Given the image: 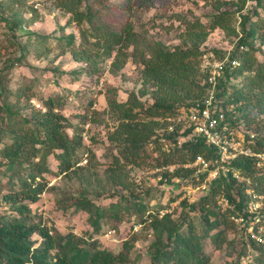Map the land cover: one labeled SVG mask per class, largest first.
<instances>
[{"label":"trees","instance_id":"1","mask_svg":"<svg viewBox=\"0 0 264 264\" xmlns=\"http://www.w3.org/2000/svg\"><path fill=\"white\" fill-rule=\"evenodd\" d=\"M14 1L16 0H10L11 3ZM46 1L56 11L66 14L67 25L77 27L80 32L79 40L76 36L69 35L66 45H61V53L71 54L76 62L91 64L95 68L98 66L95 64L97 60L105 56L112 57L116 53L111 69V73L115 74L124 67L120 56H126V51L136 43L134 26L131 23L134 9L150 6L146 2L135 6V2L139 0H125L117 8L126 17L123 22L113 26L98 21L106 0ZM201 1L214 3L217 9L227 2ZM263 1L259 0L251 12L247 11V15L241 13L247 0L235 2L241 18L240 33L231 25L235 13H217L211 17L208 25L199 19L190 21L177 15L181 24H184L182 36L185 44L190 42L193 45L161 51L157 56L141 61L143 86L151 89L150 93L145 90L142 96H150L153 104L146 107L134 95L126 103L106 97L109 112L118 122L116 129L107 133V140L117 148L113 157L114 166L110 167L113 168L110 169L114 178L112 183L130 192V202L134 203L135 210L133 215L137 217L140 225H148L159 237L166 233V242L160 240L155 245L152 264H209L202 240L209 238L216 250L222 249L226 242V231L234 228L231 216L235 211L243 212L251 203L252 196L246 193L248 186L238 182L232 174L227 177L221 175L210 183L206 197L198 201L199 203L183 201L180 204L182 210L189 208L201 213L202 234L200 235L193 222H189L187 232H183L184 225L173 223L170 215L165 214L160 218L159 215L148 214V204H143L148 193L135 195L127 183L129 173L126 171L123 177V169L128 166L140 168L149 158L152 159L151 171H154L182 165L196 154L207 153L208 150L202 143L187 142L167 154L161 150L156 136L157 131L163 128L164 119L175 116L182 109L203 101L209 95V87L205 83L206 75H203L201 82L197 77L198 69L193 63L204 55L200 47L217 30L240 38L235 43L234 53L230 58L239 65L226 71L228 81L222 82L218 87L220 91L216 95V105L225 112L234 127L243 121V125L254 131L255 149L264 151V62L257 58V53L264 46ZM94 5L100 6V9L95 10ZM256 41L259 45H256ZM46 50L49 52L50 48L47 47ZM12 69L10 66L5 67L4 71L0 70V196L3 204L8 206V211L0 215V264H126L128 259L125 253L114 255L103 249L97 240L89 241L73 232L59 233L43 221L42 215L33 210V205L39 202L47 189L43 176L53 173L48 164L50 158L56 161L57 176L78 178L87 187L93 179L94 176L83 175L86 169L81 166V156L91 154L83 139L87 132L86 126L93 123L94 101L86 103L83 97V107L79 105L74 108L72 105L78 112L71 114V119L64 113L69 99L56 95L45 96L42 93L37 95L35 88L41 86V83L36 78L18 81L17 88H10L9 82L13 76L9 72ZM231 79L237 84L228 88L232 85ZM71 92H75L74 101L79 93ZM35 100L37 104L33 103ZM177 137L178 135L172 136L170 139L175 140ZM90 139L94 140V137ZM150 147L152 151L147 153ZM91 156L94 157L93 154ZM234 170L251 180L253 194L264 196V168H258L253 160H241L234 164ZM113 172L118 173L114 176ZM192 176L191 171L178 168L165 175L164 179L172 184L174 179L188 178L193 182L190 185L197 187L207 177L206 174L198 179ZM186 181L188 183L187 179ZM185 184L182 186H186ZM136 187L142 189L143 193L144 186L137 182ZM180 195L172 196L171 200L175 202ZM222 197L230 199L235 211L218 210L217 200ZM59 202L67 210L72 207L75 212L86 213L91 227L97 233L101 231L103 212L92 201L76 197L72 201ZM168 205L171 206L170 203ZM116 210L113 217L119 220L120 210ZM261 229L264 231V219L256 223L254 234H247L246 241L258 253L259 258L255 256V260L263 264L264 242L260 243L256 238L258 236L264 240V233L259 234Z\"/></svg>","mask_w":264,"mask_h":264},{"label":"rangeland","instance_id":"2","mask_svg":"<svg viewBox=\"0 0 264 264\" xmlns=\"http://www.w3.org/2000/svg\"><path fill=\"white\" fill-rule=\"evenodd\" d=\"M226 1L228 3L224 2L225 4L220 9H217L214 3H205L201 0L136 1L135 6L140 2L150 3V6L134 9L131 23L134 26L136 43L126 51V56H120L124 67L115 74L111 73V69H113L112 63L115 61L116 53L112 57L105 56L97 60L96 68L91 64L76 62L71 54L61 53V45L63 47L66 45L69 35H74L78 39L80 32L77 27L67 25L66 14L56 11L50 2L16 0L11 3L10 0H0V70L4 71L5 67L10 66L13 68L9 72L13 76L9 82L10 88H17L21 80L36 78L41 83V86L35 88L37 95L42 93L45 96L56 95L69 99V105L64 113L71 119H73L71 114L75 115L78 112L74 108L79 105L84 106L82 104L84 98L86 103L94 101L93 123L86 126L85 132H87L84 133L83 139L94 157L91 154L81 156V166L86 169L83 175L88 174L94 177L87 187L86 184L80 183L78 178L57 176L56 161L53 158L48 160L53 173L43 176L47 189L41 195L39 202L33 205V210L42 215L43 221L48 226L54 227L62 234L73 232L89 241L97 240L103 249H107L114 255L125 253L128 259L126 264H152L155 245L160 240L166 242V233L159 237L158 233L148 225H140L137 217L133 215L135 210L134 203L130 202V192L112 183L114 178L111 176L110 169L113 168L110 167L114 166L112 165L113 157L117 153V148L107 140V133L113 132L118 122L109 112L106 97L116 99L119 103H126L134 95L139 97L146 107L152 105L153 101L150 96H142L145 90L150 93L151 89L143 86L141 61L151 59L161 51L193 45L190 42L185 44L182 36L184 24H181L177 15L190 21L199 19L208 25L211 17L217 13H235L231 25L240 33V12L235 4L238 0ZM258 1L247 0L245 9L241 13L247 15V11L251 12L257 6ZM124 2L125 0H106L102 5L103 9L99 15L101 18H98V21L113 26L123 22L126 16L117 7ZM262 5L264 6V1ZM93 8L99 10L100 6L94 5ZM239 38L230 36L223 30H217L208 37L200 47L204 55L193 63L198 69L197 77L201 82H203L205 67L209 61L212 64L216 61L229 63L234 53L235 43ZM256 45H259L258 41ZM47 47L50 48L49 52L46 50ZM257 58L264 62V46L257 53ZM236 84L233 82L228 88ZM71 91L79 93L74 101L72 100L75 92ZM35 101L33 103L37 104ZM91 137H94V140H91ZM150 151L152 147L147 149V153ZM87 161H89L88 165ZM151 161L152 159L147 158L140 168L128 166L123 169V177L126 171L129 173L127 183L132 192H135V195L148 193V198H145L143 203L148 204V214L153 213V215H159L160 218L165 214L170 215L173 223L184 225L183 232H187L189 222H193L201 235V213L189 208L182 210V206L175 204L179 198L175 202L171 200L172 196H177L182 190L181 185L185 184L184 180H188L186 186L192 184V180L180 179L182 181L180 184L168 183L166 186L150 185L146 179H154L157 176L152 174ZM162 173L165 176L169 170ZM113 174L116 175L114 172ZM137 182L145 187L143 193L142 189L136 187ZM206 194L198 192L195 196L192 195L190 204L199 203L198 201L206 197ZM76 197L92 201L103 212L102 228L99 233L91 227L86 213L75 212V208L72 207L67 210L59 202L72 201ZM1 198L0 196V215L8 211V206L3 204ZM217 206L220 211L226 210L220 199L217 200ZM116 209L120 210L119 220L113 217ZM261 211L263 214L264 209ZM230 219L234 223V228L226 231L224 235L226 242L222 249L216 250L209 238L202 240L209 264H260L255 260L258 253L246 241L248 232H245L242 225Z\"/></svg>","mask_w":264,"mask_h":264},{"label":"built area","instance_id":"3","mask_svg":"<svg viewBox=\"0 0 264 264\" xmlns=\"http://www.w3.org/2000/svg\"><path fill=\"white\" fill-rule=\"evenodd\" d=\"M237 61H210L205 67L206 80L210 91L209 95L203 100L198 101L187 109H182L175 116L168 117L163 120V128L157 131V139L161 145V150L167 154H171L176 148H181L184 143L200 144L202 143L207 148V153L196 154L188 159L184 164L177 166L156 169L152 174L157 175L154 179L147 178L150 185L157 187L158 184L167 185V179H164L163 171L169 170L173 173L175 169L183 168L191 171L193 176L198 179L199 176L206 174L205 182L197 187L192 185L182 186V190L178 193L181 197L175 204L180 205L183 201H190L192 195L195 196L198 192L207 193L210 183L217 180L221 175L227 177L232 174L233 177L240 183L248 186L246 193L251 195L252 200L243 212L235 211L228 198L222 197L220 201L222 206L228 210L231 209L234 214L231 216L238 225H242L243 229L248 234H254L253 230L256 223L261 222L264 218L262 214V201L264 196L253 194L252 182L249 178L243 177L240 172L234 170V164L241 160H253L258 168H264V151H257L256 134L243 125V121L235 127L229 122L225 112L219 109L216 105V95L218 87L222 82H227L226 71L238 67ZM234 80L231 79L230 83ZM178 137L175 140L170 139L172 136ZM149 175V173H147ZM172 183L180 184L179 178L171 181ZM186 183L187 181L184 180ZM141 184V183H140ZM248 215V216H246ZM249 225V227H248ZM243 230V231H244ZM262 229L259 234L262 233ZM260 243L264 240L261 237H256Z\"/></svg>","mask_w":264,"mask_h":264},{"label":"clouds","instance_id":"4","mask_svg":"<svg viewBox=\"0 0 264 264\" xmlns=\"http://www.w3.org/2000/svg\"><path fill=\"white\" fill-rule=\"evenodd\" d=\"M264 219V218H263ZM262 233H264V231H262Z\"/></svg>","mask_w":264,"mask_h":264}]
</instances>
